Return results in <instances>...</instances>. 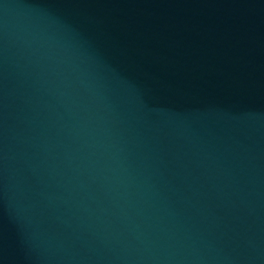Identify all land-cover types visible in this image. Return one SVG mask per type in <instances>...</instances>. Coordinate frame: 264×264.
Segmentation results:
<instances>
[{
    "label": "water",
    "instance_id": "95a60500",
    "mask_svg": "<svg viewBox=\"0 0 264 264\" xmlns=\"http://www.w3.org/2000/svg\"><path fill=\"white\" fill-rule=\"evenodd\" d=\"M0 264H264V0H0Z\"/></svg>",
    "mask_w": 264,
    "mask_h": 264
}]
</instances>
